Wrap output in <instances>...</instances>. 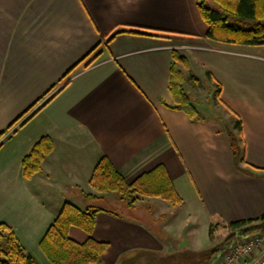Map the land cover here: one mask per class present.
Here are the masks:
<instances>
[{
    "label": "crops",
    "instance_id": "0c3cea01",
    "mask_svg": "<svg viewBox=\"0 0 264 264\" xmlns=\"http://www.w3.org/2000/svg\"><path fill=\"white\" fill-rule=\"evenodd\" d=\"M200 1L0 0V134L50 92L0 139V225L13 229L38 264H50L40 241L63 205L86 210V194L97 195L90 181L102 157L128 184L163 165L183 203L140 197L127 216L99 213L93 239L107 249L98 264L203 251L222 242L210 239L211 226L227 229L264 215V45L207 38ZM97 46L74 78L61 82ZM173 52L186 59L179 67L196 119L167 107L174 104ZM200 77L210 110L189 85L203 83ZM238 118L245 158L239 168L227 134ZM44 136L54 151L27 181L23 159ZM200 226L205 245L196 236ZM69 236L88 239L78 228Z\"/></svg>",
    "mask_w": 264,
    "mask_h": 264
},
{
    "label": "trees",
    "instance_id": "16d2710c",
    "mask_svg": "<svg viewBox=\"0 0 264 264\" xmlns=\"http://www.w3.org/2000/svg\"><path fill=\"white\" fill-rule=\"evenodd\" d=\"M198 8L208 26L207 38L229 44L264 45V0H201L198 2ZM98 47L76 64L61 82L67 79ZM172 56L170 92L173 95L174 104L167 105V107L184 111L191 119H196L198 112L192 99L184 90V74L179 67V64L187 65L186 59L178 52H173ZM95 61V58L89 61L85 68L91 67ZM49 93L26 110L6 131L2 132L0 139L23 121ZM219 93L220 89L216 91V95L219 96ZM51 99L53 97L34 112L29 120L39 113ZM241 133L242 123L238 118L234 127L227 129L229 145L237 168L240 164L245 163L239 138ZM54 148V143L48 136L42 137L33 146L22 162L23 176L27 181L42 171L44 160L54 151ZM90 183L98 194L96 196L86 194V198L90 202L89 208L81 210L72 204H64L40 241V248L50 264H98L101 261L107 244L93 239L97 215L105 212L122 216L100 205L105 203L109 205L107 198L110 194L120 196L123 211L126 210V212H131L134 209L140 197L161 199L173 206H180L183 203L163 165L142 174L134 182L128 184L110 160L102 157L93 171ZM225 227L230 231L228 237L209 249L192 251L187 248L172 254H146V261L141 264H215L219 256L229 250L237 235L264 237V215L260 219L233 222L226 224ZM71 228L84 231L88 235L87 241L84 243L73 241L69 236ZM217 229L216 226H211L209 232L211 240H214ZM139 256L141 254L135 257V262L132 264H140V259H136ZM0 264H38L26 252L13 229L7 224L0 225Z\"/></svg>",
    "mask_w": 264,
    "mask_h": 264
},
{
    "label": "built area",
    "instance_id": "2783aa9c",
    "mask_svg": "<svg viewBox=\"0 0 264 264\" xmlns=\"http://www.w3.org/2000/svg\"><path fill=\"white\" fill-rule=\"evenodd\" d=\"M77 73H73L71 79ZM219 264H264V237L237 235Z\"/></svg>",
    "mask_w": 264,
    "mask_h": 264
},
{
    "label": "rangeland",
    "instance_id": "374dc122",
    "mask_svg": "<svg viewBox=\"0 0 264 264\" xmlns=\"http://www.w3.org/2000/svg\"><path fill=\"white\" fill-rule=\"evenodd\" d=\"M203 79L204 78L200 77L201 82H203ZM189 83H190L189 84L190 86H192L193 88H197V90H198V95H197L196 99L199 102H201V103H199V102H197V103H199L200 105L202 104L207 110H210L211 109V105L208 106L209 101L207 100L208 99V94H209L208 91H210V90L203 85L206 82L205 83L204 82L200 83V85H198V86H195L193 84V80L190 81ZM185 87H186V89H188L190 91V89H189V87H187V85H185ZM212 98H213V95L211 96L210 100H211V103L214 105V109L217 112H219V114L223 115L225 118L228 119V113L222 107H220L218 103H216L217 101H216L215 98H213V99ZM26 117H28V115ZM97 194H98V192H97ZM107 201H108L109 205H106V203L103 204V205L102 204H100V205L103 208L111 209V210L115 211L119 215H122V216H127L128 215V214H126L125 210L123 211V207L121 205L120 196L118 194H110L108 196V198H107ZM229 233H230V231L228 229H219V230H217V232L215 233L216 241L219 242L221 240L222 241L225 240L228 237ZM196 236H197V238H199L198 241L201 242V244L205 245V244H207L209 242L208 241V236H207L206 226L198 227V230L196 232Z\"/></svg>",
    "mask_w": 264,
    "mask_h": 264
}]
</instances>
